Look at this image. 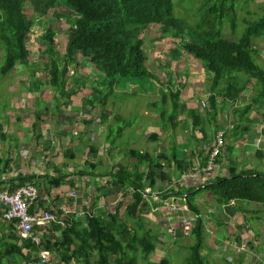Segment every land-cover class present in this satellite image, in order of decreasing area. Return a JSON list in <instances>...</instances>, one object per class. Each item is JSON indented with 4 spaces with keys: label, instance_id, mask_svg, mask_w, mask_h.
I'll list each match as a JSON object with an SVG mask.
<instances>
[{
    "label": "trees",
    "instance_id": "trees-1",
    "mask_svg": "<svg viewBox=\"0 0 264 264\" xmlns=\"http://www.w3.org/2000/svg\"><path fill=\"white\" fill-rule=\"evenodd\" d=\"M241 1L246 4V0H201L202 3L196 6L195 10L200 14L194 25L201 29L197 31L192 30L194 26L192 28L188 24L185 26V21L175 16L174 0H0V49L4 51L0 74L7 75L16 70L25 71L30 78H36L37 68L29 62L27 47L33 26L31 18L35 14L46 15L51 10L57 15L55 8L60 4L70 12L66 17L69 31L64 52L60 55L55 49V33L48 27L41 35L46 43L45 52L48 55L47 67L44 70L48 85L40 86L38 82L33 83L34 91L44 94L47 91L53 92L54 103L52 109L48 110L53 111L55 115L64 105L74 102L80 105L77 96L82 87L73 83L77 82L71 78L70 68L73 66L75 71L80 72L78 64L81 61L90 63L89 66L103 76L102 85L105 90L108 88L109 92L121 83L120 79H128L127 81L138 85L156 78L148 70L146 63L147 56L143 49L146 36L152 30H158L160 34L169 33L179 40L188 29L189 37L182 47L211 74L207 98L211 109L216 108L214 101L221 94L218 93L217 86L220 81H225L226 93L223 95L234 103L242 95L245 97L246 91L251 92L250 103L242 106L241 112L239 111L241 116H244L251 110L258 111L262 104L264 105V63L258 62L257 58L261 51L255 48L253 42L264 30V15L256 20L243 19L244 30L236 40L223 37L219 27L223 25L224 20H227L230 23L231 33H236L237 6ZM189 18L193 19L192 16ZM172 51L179 54V49L173 48ZM178 77L180 81L177 84L181 87L182 75L177 76V79ZM166 81L171 83L170 79ZM87 95L91 93L87 92ZM160 96L164 104L169 103L170 113L167 115L165 109L163 121L171 128L178 117L180 89L161 91ZM94 100L92 95L87 96L86 99L83 97V101L90 106L88 110L91 114L89 112L87 114L95 115V112L100 110V118L102 116L105 118L106 114L102 112L104 109L96 105ZM106 102L105 100V105L101 102L102 107H106ZM72 107L75 109V105ZM40 115H36L33 126L36 127L45 120H40ZM187 118H190L194 128L198 125L197 119L200 124L196 110L189 111ZM151 136L154 140L158 139L154 134ZM170 136L171 134L166 133V139ZM224 147L218 158L214 160L216 166ZM179 149L172 146L170 149L141 152L131 148L128 150L127 156L130 161L127 164L117 163L110 171L99 173H96V168L100 161L91 163L86 160L83 171H77L76 174L108 177L107 185L113 187L117 193L124 191V200L128 199L125 213H121L122 202H120L113 212L108 211L107 217L88 212L83 215L82 220L65 218L64 225L52 222L50 224L52 229L50 230L48 226L44 231L43 242L39 248L30 241L22 239L14 227V221L4 220L0 211V217L3 219L0 227V264L18 262L39 264L36 253L43 248L52 252L57 264H139L138 253L147 257L156 250L154 234L143 231L142 228L147 213L160 211L159 206L162 205V201L157 204L155 197L149 195L157 191H160L157 194L160 200L169 201L174 197L170 204L183 207L182 214L195 216L194 227L189 235L193 238V242L189 245L190 254L184 264H207L208 260L202 253L206 247V231L201 207L197 204L196 197L208 192L218 205L232 201L264 204V172L258 169V164L256 170L253 168L238 172L230 168L228 175L213 176L212 180L197 187L193 193L189 191L183 194L177 191L178 183L172 180L174 172L180 171L179 177L185 180L209 176L216 169L205 170L210 148L204 165L198 169L192 162L184 165L187 159L182 156ZM93 150L89 149L90 153ZM256 155L264 159L262 151L256 150ZM69 158H74V154ZM237 161L235 157L230 159L231 164ZM140 164L144 165L143 169H140ZM87 167L90 168V172L86 171ZM193 174H196V178L192 176ZM67 176L60 174L42 177L48 179L49 185L59 188ZM37 178L35 174H19L10 182L1 180L0 189L10 186V190H13L28 184L38 187ZM166 183L169 188H162V184ZM178 198L181 203L176 202ZM168 206L161 210L164 218ZM166 234L169 235L167 231ZM169 236L173 239V244L178 247L179 240L184 237L180 232L179 224L176 225L175 237ZM179 247L181 249L183 245ZM160 264H169V258L161 259Z\"/></svg>",
    "mask_w": 264,
    "mask_h": 264
},
{
    "label": "crops",
    "instance_id": "crops-1",
    "mask_svg": "<svg viewBox=\"0 0 264 264\" xmlns=\"http://www.w3.org/2000/svg\"><path fill=\"white\" fill-rule=\"evenodd\" d=\"M251 1L255 2L254 7L256 5L257 10L260 11L259 16L264 15V0ZM252 14L253 13H251V15ZM150 67L151 65H149V68ZM150 69L152 71L155 70V68L152 67ZM154 74L156 73L154 72ZM184 81L185 78L182 80V84ZM191 81L198 82L197 84L199 86H181L180 98L178 101L180 112L178 111L176 123L171 128L167 127L166 122L163 121L165 109L167 110V115H169L170 110L169 103L166 102V104H164L160 96L161 91H158V99L154 97L153 100H148L150 104L140 105L141 100L146 95L139 92L143 91L141 87L137 91L130 93L133 95V98L129 97L131 98V103L128 106H126L124 96H110L109 98L107 96L108 99L106 101L112 113H106L105 111V118H103V116L100 118L99 114L101 111L99 110L95 112V115L87 114L84 117L73 119L72 125H74L75 131L70 130L69 139L65 135L55 132L52 128V126L58 127L59 124L65 123L67 117L61 113L52 115V112H50L49 115H43L39 109L38 102L36 107L31 108L33 112L30 114H20L19 116L11 117L10 128L7 125L5 126L4 120H2V122L0 121V168L2 169L0 181L10 182L11 179L19 174L37 175L38 178L36 183L39 188V200L36 202L37 206L49 209L62 218H65L66 213L63 211L65 208L75 211V215L66 219L75 218V220H82L80 216L76 215L80 211H84V214L88 212L99 213L103 217H107L108 211L113 212L120 202H122L121 213L124 214L128 199L124 200V191L117 193L113 187L107 185L108 177L83 174L84 176H82V179L86 180V186L82 193L78 190V187H76L79 184L76 179V176L79 175L76 173L83 169L86 160L91 163L100 161V163H98V168H96V173L110 171L113 165H116V162L111 160L110 166H106V170H101L103 159H109L111 154L121 152L117 144L111 146L109 143L107 135L111 134L112 130L109 128L108 124L112 126L117 121H127L128 115H126L125 119L119 115V113L126 108V114L137 110L139 116H141L139 117V122L134 125L130 122H125V129H128L127 132L130 137L129 143L131 142V145L134 143L137 144L138 139L141 138V140H145V142H147V139L152 141L153 146L150 147V151L153 149H170L172 146L180 148V153L187 159L184 165H189L192 162L195 164L196 169L204 165L207 151L213 144L214 136L217 131H225L226 142L223 152H225L228 147V140L232 137V130L238 129L241 131V135L234 136V140L236 141L234 147L240 149L241 146L244 149L241 152L242 154L244 152L246 155L243 158L244 163L238 159L237 163L231 164L230 159L235 156H231L230 159L221 156L215 168L216 170L214 169L215 171H213V173L211 172L212 174H209V176L200 177L199 179L186 178L182 180L179 177L180 171L174 172L172 180L174 183H178L177 191L179 190L183 194L189 191L193 193L197 187L202 186L203 183H208V181L216 176L228 175L230 168H234L238 172L255 169L256 163L253 154L256 155V150L261 149L258 148V137L260 133L264 131L263 128L256 125L259 124V122H256L260 120L259 115L249 113V111V114L245 118V114L241 116L240 111L236 121H230L231 116H226L223 120H220V117L216 116V121H220L224 124L220 125V122L219 125L216 124L212 135L209 136V140H207V130L199 126L198 119V125L194 128L190 122V118H187V115L189 111L195 110L194 107L197 104L201 102L205 103V101L203 102L200 98L205 97V95L208 97L209 84L206 79H202L200 76L198 78L193 77ZM34 82L36 81L32 80L30 83V91L32 94L35 93V89L33 88ZM127 83L128 86L137 85L129 81H127ZM38 85L46 86L48 84L47 81L43 83L38 81ZM201 85L202 87L205 86V88L203 87L204 95L196 91V88ZM125 88V86H121L120 84L114 87L119 95L129 94ZM144 90H146V88H144ZM146 96L153 97L150 94ZM78 98L77 96V99ZM218 98H220V96ZM219 101L222 105V100L219 99ZM71 105H75V109L72 110L73 114L74 111H79L81 109V107H78L79 104H77V102L71 103L70 109L73 108ZM108 106L106 104V110ZM239 110H241V108ZM221 113L226 112L223 111ZM39 114H41L40 120L45 119L46 121L40 122L35 127L33 126L35 123L34 121L37 118L36 115ZM108 115L111 116L110 120H107ZM113 115L115 116L114 118L112 117ZM147 115H151L155 120L144 127L142 125V120ZM23 116H25L26 123L22 120ZM30 116L32 119L28 121ZM192 117L196 118L195 115H192ZM246 121H248V123H245ZM74 122L79 123L74 124ZM239 123H243V125L239 127ZM11 125L17 126L11 128ZM17 128L19 129L16 130V133H21L18 135V137H21L23 140L21 142L17 137L11 135ZM222 128H224V130H222ZM248 132H251V135H249ZM75 133H77V138L74 135ZM166 133L171 134L169 139H166ZM50 134H52V136H50ZM150 134L158 136V139L154 140L153 136H149ZM89 135H91V140L88 143L86 138ZM24 145H26V147H24ZM88 145H90L89 148L91 147L94 149L91 151L92 153H90ZM128 150L129 149L126 151ZM262 152L264 154V148H262ZM71 154H74V158L72 159L69 158ZM81 158H83V160H80ZM171 165L173 166V163H171ZM76 166H80V169L75 170ZM60 174H66L68 176L59 188L49 185L48 179L42 177L45 175L57 176ZM165 185L162 186V188H169L168 183ZM70 191H76V197L67 196ZM159 192L160 191H157L149 195L155 197L154 200L158 202L157 204H160L162 201V205L159 206L160 211H151L147 213L144 220V228H142L143 231H149L154 234L156 239V250L147 257L141 256L140 260L142 259L143 264H160L161 259H170V255H173L174 248H178L179 250V246L183 245L182 243L185 241L184 238L180 239V245L178 244L177 247L173 244V239L166 234L164 215L161 210L164 209L165 206L171 205L169 202L174 200V197L170 198L169 201H163L157 196ZM120 193H122V197H119ZM205 195L210 196L208 192L202 193L198 195L196 202L201 207V213L204 219L206 247L202 253L208 260L207 264H264V204L252 201H232L228 204L220 205L221 208L216 209L213 205L216 200L206 203L210 197L204 198V200L201 199L202 196L204 197ZM204 205H208L212 214H210V211L206 212V210H204ZM178 208L179 210L176 214L177 218L184 212L183 207L178 206ZM218 212H222V214ZM176 223L177 221L175 222V226L177 225ZM2 224L3 219L0 217V227ZM51 229L52 227L50 230Z\"/></svg>",
    "mask_w": 264,
    "mask_h": 264
},
{
    "label": "rangeland",
    "instance_id": "rangeland-1",
    "mask_svg": "<svg viewBox=\"0 0 264 264\" xmlns=\"http://www.w3.org/2000/svg\"><path fill=\"white\" fill-rule=\"evenodd\" d=\"M202 2L201 0H174V14L175 16L179 17L180 19L185 21V26L188 24L191 26V28L195 25V23L198 21L200 14L197 13L196 6L200 5ZM251 0H246V4L244 2H239L237 6V14H238V27H236V33H231L230 23L227 20H224L223 25H220V30L223 33V37L230 38V39H238L243 30V19H255L257 18V15H260V11L257 10V6L255 5ZM249 9V10H248ZM55 11L57 12V15L53 14V11L51 10L46 15H33V26L31 28L29 38L27 41V47L29 51V62L31 64H34L36 69V78H33L28 75L25 71H12L11 73L7 75H1L0 74V121H5V126L7 125L10 128V119L11 117L19 116L20 114H30L31 108L37 106V102L39 105L40 111L43 113V115H49L50 112H52V115L54 114L53 111L48 110L52 109L54 100H53V92L47 91L45 94L43 92H37L35 91L34 94L30 92L31 86L30 83L32 80L38 82L40 81L43 83L44 81H47L46 73H44L45 68L47 67V61H48V55L45 52V41L41 38V35L46 31L48 27L52 28L54 30V41H55V49L61 53L64 52L65 42L67 38V34L69 31V25L66 20L67 15L70 14V12L63 6L58 4L55 8ZM251 13H254L251 15ZM185 14V17H184ZM190 16L193 17V19L189 18ZM245 17V18H244ZM188 26V27H189ZM190 28V27H189ZM192 30L201 31L198 27H193ZM189 37V30L187 29L184 33V36L182 39H175L169 33L167 34H160L158 30H152V32L146 36L145 43L143 45V49L145 51V54L147 56V67L150 72L156 76L155 79H149L144 82H141L139 85H130L128 86L127 80L128 79H120V85L125 86V90L129 92V94L125 95H119L118 91L115 89L113 92L109 93L108 88L105 90L104 86L102 85L103 76L97 72H95V69L89 65L90 63L81 61L78 65H80V72L75 71L73 68H70V74H72V77L74 81V84H80L82 87L80 89V92L78 93V102L80 101V105L78 107H81L79 111H73V108L70 109V104L64 105L61 110L58 113L63 114L67 117V120L65 123H61L57 126H52L55 132L61 133V135H65L68 139L70 138L69 132L70 130L75 131V127L73 124V119H77L79 117H84L89 112V104H86L84 99L87 98V96L93 97L95 99L96 105L100 106L104 110L102 112L106 113H112L110 110V107L107 106L108 109L106 110L105 106L102 107L101 102H104L107 100L110 96L114 97H120L124 96L126 106H128L131 103V98H133V95L130 94L133 91H137L138 89L143 88V91H139L146 95L150 94L151 96H144L141 100V104H150L148 100H153L154 97L158 99V91L166 92L167 89H171L172 91H175L176 89H180L181 87L178 86L177 82L180 81V77L177 76L182 75V80L185 78V81L183 82V86H199L197 83L191 81V79L198 78L199 76L202 77V79H206L208 83L210 82L209 76L211 75L208 73V71L203 68V65L194 59L191 55L185 52L183 49V44L185 41H187V38ZM259 39H255L254 46L259 51V57L257 58L258 62L260 61V64L264 63V30L260 32V34L256 37ZM173 48L179 49V54L174 53L172 51ZM4 57V51L0 49V66L3 61ZM149 65H151L152 68H155V70H151L149 68ZM264 66V65H263ZM72 67V66H71ZM203 69V70H202ZM208 75V76H207ZM208 78V79H207ZM170 79L172 82L169 84L166 80ZM79 87V88H80ZM205 88V86H203ZM202 85L200 87L196 88V91L204 95ZM146 88V90H144ZM226 82L220 81V84H218L217 89L219 90L218 93H221L219 96H217V99H215L216 108L211 109L210 101L207 99V95L205 97H201L202 101L205 103L197 104L194 109L196 110V114L200 118V127H204L207 130L208 133V139L209 136L212 135L216 124L219 125L220 121H216V116L220 117V120H223L226 116L230 117V121H236L238 117V113L241 110H237V108H241L242 106L247 105V103H250V97L251 92L249 91L247 94H245V97L242 95L236 103L232 102L227 96H224L223 94L226 93ZM221 90V91H220ZM87 92H90L91 95H87ZM107 92V93H105ZM42 95V97L40 95ZM185 95V93H184ZM108 96V98H107ZM209 96V94H208ZM131 97V98H129ZM199 97V95H198ZM193 99V98H192ZM220 100H222V105L220 104ZM252 99V98H251ZM140 100V99H137ZM139 105V104H137ZM36 109V108H35ZM47 110V111H46ZM127 108L119 113V115L125 119L127 116V121H117L114 125L108 124L109 128L112 130L111 134L107 135V138L109 140V143L111 146L118 145V148L121 150V152L116 154H111L109 159H103L102 160V167L101 170H106V166H110L112 161H115L117 163H123L127 164L128 161H130L128 151L127 149H134V150H140L141 152H144L143 150L150 151V147L153 146L152 141L147 139V142L145 140H141V138L138 139L137 144L131 145V142L129 143V135H128V129L126 130L125 122H130L132 125L139 122V112L135 110L132 113L128 112L126 114ZM226 113H221V112ZM57 113V114H58ZM91 114V112H89ZM130 113V114H129ZM249 113H253L255 115H259L260 120H257L256 122H259V127L264 129V105L262 104V107L259 108L258 111L251 110ZM249 113L245 114V118ZM261 114V115H260ZM111 115V114H110ZM108 115L107 120L111 119V116ZM115 117L114 115L112 116ZM30 121L32 118L29 117ZM119 118V117H118ZM121 119V118H119ZM22 120L25 121V116H23ZM155 119L151 115H147L142 120V125L145 127L146 125H149L152 121ZM46 120H44L45 122ZM79 122H74V124H77ZM245 123H248L246 121ZM244 123V124H245ZM224 124L220 122V125ZM21 125V124H19ZM239 127L243 125V123H239ZM17 125L12 126L11 128L16 127ZM73 127V128H72ZM15 129L14 132L12 130L13 136L17 137L19 141H23L21 137H18L21 133H16ZM224 130V128H222ZM251 130V127H250ZM20 131V130H19ZM219 132V131H217ZM243 132V130H242ZM25 134V133H24ZM241 131L238 129L232 130V137L230 140H228V147L226 148V151L223 152L222 157L224 156L227 159H230L231 156H235V158L240 159L241 162L244 163V157L246 156L245 153H241L244 149L240 146L239 148H235V140L234 136L241 135ZM249 135H251V132H248ZM77 138V133L74 134ZM22 136V135H21ZM52 136V134H50ZM151 136V134L149 135ZM148 136V137H149ZM259 139V145L258 148H261L260 151H262V148H264V131H262L258 137ZM91 140V135H89L86 138V141L89 143ZM73 141V140H72ZM209 142V141H208ZM239 144V143H238ZM240 145V144H239ZM90 145H88L89 148ZM134 146V147H133ZM26 147V145H24ZM91 149V147L89 148ZM104 149V147H103ZM126 149V150H125ZM259 150V149H258ZM88 151V150H86ZM253 158L256 164H258V169L262 172H264V159L261 158L259 155L253 154ZM80 160H83L81 158ZM112 160V161H111ZM120 161V162H118ZM263 161V162H262ZM140 169H143L144 165L140 164ZM80 166H76L75 170H79ZM256 170V168H255ZM80 171H83L80 170ZM86 171L90 172V168L87 167ZM78 175V174H77ZM82 176L79 175L76 176L77 183H79L76 187H78V190L83 193V190L86 186V180L82 179ZM164 184H162L163 186ZM166 186V185H165ZM166 188V187H165ZM39 189V188H38ZM77 190V189H76ZM121 195V193H120ZM119 195V197H120ZM87 197V196H86ZM84 197V198H86ZM210 197V198H209ZM198 198V196H197ZM196 198V199H197ZM204 198H209V200L206 201V203H210L212 200L215 201V199L212 196L205 195L202 196V200ZM177 203H181V200L178 198L176 199ZM213 205L216 207V209L221 208L220 205L216 204V202L213 203ZM204 210L206 212L210 211V214H212L211 210L209 209L208 205H204ZM222 214V212H218ZM51 228V227H50ZM184 238L185 242H183V247L178 250V248H174L173 255H170L169 264H184L189 257V245L193 242V238L191 236L188 237H182ZM138 262L139 264H143L141 258V254H137ZM15 264H20L15 263Z\"/></svg>",
    "mask_w": 264,
    "mask_h": 264
},
{
    "label": "built area",
    "instance_id": "built-area-1",
    "mask_svg": "<svg viewBox=\"0 0 264 264\" xmlns=\"http://www.w3.org/2000/svg\"><path fill=\"white\" fill-rule=\"evenodd\" d=\"M225 144V132L219 131L215 134L213 144L210 147L208 153V164L205 170L211 171L216 168L215 159L218 158V154ZM196 178V174L192 175ZM184 178V176L182 175ZM67 196L76 197V191L68 192ZM122 197V193L120 195ZM39 198V189L34 184H28L24 186L16 187L10 190V186H6L0 189V211L1 217L4 220L14 221V227L18 235L24 239L30 241L32 244L41 247L43 242V233L50 227L52 222H57L64 225L65 218H70L75 215V211L65 208L63 211L66 213L65 218L58 216L56 213L37 206V200ZM179 208L175 204L169 205L165 210L164 223L166 225V231L172 237L176 235V224H179L180 232L184 237L191 234L194 227L195 216L182 214L180 217H176ZM84 211H80L78 216L83 217ZM36 257L39 260V264H57L52 252L48 249H40L36 253Z\"/></svg>",
    "mask_w": 264,
    "mask_h": 264
},
{
    "label": "clouds",
    "instance_id": "clouds-1",
    "mask_svg": "<svg viewBox=\"0 0 264 264\" xmlns=\"http://www.w3.org/2000/svg\"><path fill=\"white\" fill-rule=\"evenodd\" d=\"M253 14H254V13H253ZM258 16H259V15H257V18H258ZM244 18H245V17H244ZM257 18H255V19H250V20H256ZM243 25H244V23H243ZM237 27H238V25H237ZM255 39H259V38H255ZM255 39L253 40V42L255 41ZM203 68H204V67H203ZM95 72H97V71H95ZM97 73H98V72H97ZM224 132H225V131H224ZM216 133H217V132H216ZM214 137H215V136H214ZM225 141H226V140H225ZM211 146H212V145H211ZM211 146H210V147H211Z\"/></svg>",
    "mask_w": 264,
    "mask_h": 264
},
{
    "label": "bare ground",
    "instance_id": "bare-ground-1",
    "mask_svg": "<svg viewBox=\"0 0 264 264\" xmlns=\"http://www.w3.org/2000/svg\"><path fill=\"white\" fill-rule=\"evenodd\" d=\"M226 9V8H225ZM24 25V24H23ZM14 28V27H13ZM35 122V121H34ZM197 198V197H196ZM24 244V243H23Z\"/></svg>",
    "mask_w": 264,
    "mask_h": 264
}]
</instances>
